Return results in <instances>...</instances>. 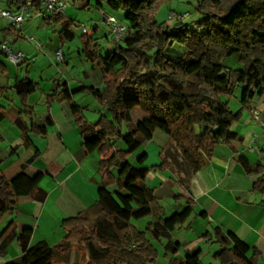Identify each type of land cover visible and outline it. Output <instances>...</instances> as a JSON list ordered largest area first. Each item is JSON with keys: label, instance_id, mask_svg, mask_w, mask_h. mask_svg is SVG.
Segmentation results:
<instances>
[{"label": "trees", "instance_id": "16d2710c", "mask_svg": "<svg viewBox=\"0 0 264 264\" xmlns=\"http://www.w3.org/2000/svg\"><path fill=\"white\" fill-rule=\"evenodd\" d=\"M74 1L86 8L92 2ZM169 1L96 3L100 11L109 8L115 14L121 13V18L114 16L128 26L125 39L115 42L107 55L101 53L96 30L81 37L82 53L103 74L101 90L86 89L103 107L99 120L88 121L67 82L60 79L54 82L46 100L49 104L58 102L70 107L85 143L102 144L101 185L112 187L113 191L86 212L65 219L62 229L66 236L56 246L47 242L31 246V229L20 234L12 231L2 241L0 251L4 252L18 238L22 255L6 264H156L160 253L148 234L153 240L167 241L165 257L173 256L168 264H203L200 250L188 252L184 258L177 257L182 245L173 241L174 231L192 216L195 202L183 195L176 196L174 200L185 205L166 217L147 179L151 171H169L177 183L186 187L191 175L213 158L219 145L242 140L233 127L245 112L253 111L256 97H264V0H178L194 4L189 21L177 18L171 23L160 22L158 11ZM5 3L6 8L20 9L18 0ZM48 20L60 26L57 35L61 46L74 41L75 21L66 16ZM175 45L185 48H181L183 54L179 58L171 53ZM0 55L7 57L3 51ZM233 57L240 69L225 64ZM4 72L0 65V73ZM238 89L240 108L234 112L230 100ZM13 90L23 107L14 124L29 145L31 135H47V128L36 122L35 108L29 104V98L39 92V84L27 77L17 82ZM6 94L7 89L0 87V101ZM135 112L140 115L137 122ZM4 118L0 106V122ZM156 131L173 138V149L182 155L181 163L172 153L152 168L144 165L146 155L132 160ZM238 161L247 175L258 177L253 191L264 196V165H251L243 155ZM43 178V174L30 177L24 172L11 181L0 177V216L13 215L20 198L45 201L47 193L40 187ZM147 217L152 220L146 232H141L132 221ZM11 228L12 223L3 235ZM203 239L219 245L213 255L219 264H258L261 258L255 247L220 228L206 233ZM75 244L78 248L73 260Z\"/></svg>", "mask_w": 264, "mask_h": 264}, {"label": "crops", "instance_id": "0c3cea01", "mask_svg": "<svg viewBox=\"0 0 264 264\" xmlns=\"http://www.w3.org/2000/svg\"><path fill=\"white\" fill-rule=\"evenodd\" d=\"M65 1L68 4L65 16L81 25L77 12L86 9L85 4ZM98 1L92 3V9L98 10ZM0 5L7 6L4 2ZM94 22L96 25H93L91 33L96 30L95 39L102 44V36L109 37L107 27L103 24L102 31L100 21ZM60 29L53 21L38 17L32 18L21 30H14L0 20V52L1 44L7 43L13 50L26 55L21 66L13 65L7 57L0 55V65L5 68V72L0 73V87L7 89V94L0 101L5 116L0 122V177L11 181L23 172L30 177L43 174L40 187L47 193L42 202L29 197L20 198L13 215L0 216V246L12 231L20 234L24 229L33 232L31 246L39 242L56 246L66 236L62 229L65 219L86 212L106 193L113 191L112 187L101 185L104 176V171L99 170L102 144L85 143L70 107L58 102L49 104L46 100L54 82L60 79L67 82L74 100L84 109L89 122L95 123L103 110L102 105L86 91L87 87L103 88L102 72L83 57L81 40L76 38L72 43L60 45L57 35ZM32 37L42 42L41 50L30 41ZM60 47H63V62L56 56ZM113 48L114 43H109L107 50ZM27 77L39 84V92L29 98V104L35 108L36 122L47 128L46 136L31 135L32 143L29 145L25 144L21 131L14 124L23 107L13 89L17 82ZM263 98L260 97L259 102L255 100L256 103L253 101V111L245 112L242 120L233 127L242 140L219 145L213 158L191 175L186 187L177 183V178L169 171L150 172L147 183L154 189L166 217L185 205V202L175 201L176 196L183 195L195 202L192 216L173 233V241L182 245L177 257L184 258L188 252L198 250L203 255L206 244H214L204 240L203 236L212 233L214 228H220L255 247L261 253L258 264H264V196L253 191L258 177L247 175L238 161L243 155L251 165H264V129L253 117L257 110L264 118ZM173 145L172 137L156 131L153 139L146 142L133 159L146 155L145 163H150L147 167L159 166L168 151L175 156ZM177 159L179 163L183 160L182 157ZM151 220L147 217L141 224H133L139 231L146 232ZM11 223L12 228L3 235ZM148 237L154 244L152 236L148 234ZM76 251L72 252L73 260ZM21 255L22 249L16 238L4 252L0 251V264L16 260ZM166 258L165 264H168L173 256L169 254ZM208 264L219 262L214 259Z\"/></svg>", "mask_w": 264, "mask_h": 264}, {"label": "built area", "instance_id": "2783aa9c", "mask_svg": "<svg viewBox=\"0 0 264 264\" xmlns=\"http://www.w3.org/2000/svg\"><path fill=\"white\" fill-rule=\"evenodd\" d=\"M8 0H0L7 2ZM20 3L19 10H13L0 5V20L7 22L15 30H21L22 27L32 18L38 17L43 19H51L58 16H65L68 4L65 0H18ZM102 22L107 27L108 36L112 43L125 39L128 31V26L125 22L114 15L107 14L105 10H101ZM191 15L186 13L181 18L182 20L189 18ZM96 25V22L93 23ZM92 25V27H93ZM83 34L91 33L88 26L80 27ZM30 41L38 50L43 48V44L36 38H30ZM67 45V43H66ZM1 50L6 54L7 59L15 66H21L25 63L26 55L20 51L13 50L9 44H1ZM57 59L60 62L64 61L63 47H60L56 52ZM255 121L264 129V118L261 112L255 110L253 112Z\"/></svg>", "mask_w": 264, "mask_h": 264}, {"label": "rangeland", "instance_id": "374dc122", "mask_svg": "<svg viewBox=\"0 0 264 264\" xmlns=\"http://www.w3.org/2000/svg\"><path fill=\"white\" fill-rule=\"evenodd\" d=\"M94 1L95 0H92L91 5H90L89 8H86V9H83V10H80V11L77 12L78 21H79V23H81V25L88 26L91 30H92V25L94 23V20L95 21H100L99 22L100 30L103 31L104 30V28H103V24L104 23L102 22L101 12L99 10L92 9V7H93L92 3H94ZM105 10H106L107 14L118 15V16H120V18L122 17L121 13L115 14L109 8H106ZM193 12H194V4L190 5V3L186 2V1L170 0L169 2L163 4L160 7V9L158 11V14H157V19L160 22H167V23L170 22L171 23L173 20H176L178 17H181V16L183 17V15L186 14V13L193 15ZM184 20L185 21H189V18L184 19ZM81 25H79L78 23L75 24V27H74L73 30H74V33L76 34V37H75L74 40H76V38L81 40V37L83 36L82 29L80 28ZM72 42H74V41H72ZM109 43H111L110 38L102 36V44H100L101 45V53H102V55H107V51H108L107 50V46H108ZM175 47L176 48L171 50V53L173 54V56L179 58L183 54V49L185 50V48L181 47L179 45H175ZM181 48H183V49H181ZM82 55H83L84 58H86V56L83 53H82ZM225 64L229 68H235V69H238V67H239V69L241 68V65L239 63L237 65V60H235L234 57L229 59L228 61H226ZM240 96H241V92L238 89L236 91V93H235V96L230 100V106H231V108H232V110L234 112H237L238 111V106H240ZM259 98L260 97H256L254 99V102L255 103H256V101L259 102V100H258ZM263 100H264V98H263ZM99 118H100V114H98V118L96 119V121H98ZM134 119H135L136 122L140 120V115L137 112L134 113ZM125 131H126V129H125ZM138 152L136 154H138ZM175 152H176L175 155L177 157L181 158L182 155L177 153V151H175ZM171 153H173V152L168 151L165 154V157H169L171 155ZM136 154H135V156H136ZM133 158H132V160H134ZM149 164L150 163L147 161L144 165L145 166H149ZM142 220H133L132 222L133 223L139 222L141 224ZM153 241H154V245L156 246V248L158 249V251L160 253V258H159V260H158V262L156 264H165V260H167V258L165 257L164 244H165L166 241L165 240L163 242H159V241H156V240H153ZM214 244H212V245H209V244L207 245L206 244V248H204V250H203L204 251L203 255H201L203 264H208V263H210L211 261L214 260V257H213L214 253L219 250V245L218 244L214 245ZM77 246L78 245L75 244V250H77V248H78ZM83 248H82V253L84 252Z\"/></svg>", "mask_w": 264, "mask_h": 264}]
</instances>
